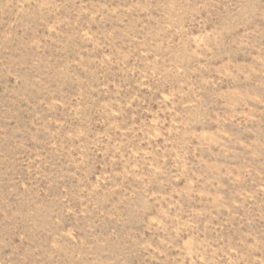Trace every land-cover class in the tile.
Segmentation results:
<instances>
[{"label":"rangeland","instance_id":"1","mask_svg":"<svg viewBox=\"0 0 264 264\" xmlns=\"http://www.w3.org/2000/svg\"><path fill=\"white\" fill-rule=\"evenodd\" d=\"M0 264H264V0H0Z\"/></svg>","mask_w":264,"mask_h":264}]
</instances>
